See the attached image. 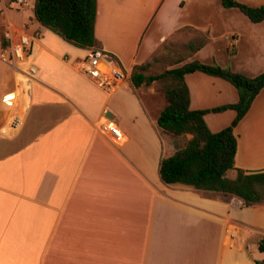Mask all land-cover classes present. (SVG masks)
Segmentation results:
<instances>
[{
    "label": "crops",
    "instance_id": "obj_1",
    "mask_svg": "<svg viewBox=\"0 0 264 264\" xmlns=\"http://www.w3.org/2000/svg\"><path fill=\"white\" fill-rule=\"evenodd\" d=\"M239 1L264 6V0ZM8 23L39 33L31 57L39 72L24 124L13 128L19 76L0 61V264L264 260L258 248L264 202L246 206L238 197L161 179L162 157L192 135L176 137L159 127L168 100L158 81L137 87L131 80L134 66L165 42L197 40L203 46L193 60L256 76L264 71V20L253 22L222 0H97L99 45L128 75L111 92L79 68L86 49L40 24L34 6L0 0V50ZM185 80L192 109L239 99L223 77L195 71ZM235 117L227 109L205 120L217 132ZM108 119L123 131L122 143L101 130ZM234 133L235 166L264 171V87Z\"/></svg>",
    "mask_w": 264,
    "mask_h": 264
},
{
    "label": "trees",
    "instance_id": "obj_2",
    "mask_svg": "<svg viewBox=\"0 0 264 264\" xmlns=\"http://www.w3.org/2000/svg\"><path fill=\"white\" fill-rule=\"evenodd\" d=\"M225 7H238L253 22L264 20V6H250L239 0H222ZM34 13L40 24L75 46L101 48L95 34L97 0H34ZM166 53L137 64L131 73L135 86L153 81L160 83L168 103L158 118L159 127L172 136L191 134L185 145L160 161V176L167 184H184L209 193H222L240 198L246 206L264 202V171L246 172L235 166L238 140L235 126L246 115L255 97L264 87V71L256 76L235 72L220 64L199 60L186 61L202 46L203 41L179 42ZM102 49V48H101ZM164 60L170 67L158 74H147L152 62ZM180 64V65H178ZM177 65V66H176ZM203 71L223 77L236 86L239 99L211 109H192L190 89L185 80L188 73ZM234 109L232 123L214 132L205 120L209 112ZM236 170L235 178L228 176ZM264 251V237L258 242ZM264 264V260H257Z\"/></svg>",
    "mask_w": 264,
    "mask_h": 264
},
{
    "label": "built area",
    "instance_id": "obj_3",
    "mask_svg": "<svg viewBox=\"0 0 264 264\" xmlns=\"http://www.w3.org/2000/svg\"><path fill=\"white\" fill-rule=\"evenodd\" d=\"M19 7H32L34 0H13ZM39 33L30 35L25 29L6 24L3 31L4 46L0 50V61L12 67L17 78V98L13 104L10 126L19 128L24 124V114L33 95V84L38 76V66L32 57L33 40ZM79 68L98 87L111 92L128 78L127 72L111 55L101 48H88L79 62ZM101 130L115 142L125 140L123 131L114 120H105Z\"/></svg>",
    "mask_w": 264,
    "mask_h": 264
},
{
    "label": "rangeland",
    "instance_id": "obj_4",
    "mask_svg": "<svg viewBox=\"0 0 264 264\" xmlns=\"http://www.w3.org/2000/svg\"><path fill=\"white\" fill-rule=\"evenodd\" d=\"M173 42H165L163 44V46H161L157 52L155 53V56L156 55H161V54H164L166 53L169 49L173 48L174 46L176 45H172ZM194 59L193 55L188 57L186 61H192ZM180 65V64H178ZM177 66V65H176ZM170 67H173V66H170L169 63L167 61H164V60H159V61H154L152 62L151 64V67L148 69L147 71V74H158V73H161L163 72L164 70L170 68ZM228 176L231 177V178H234L236 177V171L235 170H230L228 172ZM235 197V196H233ZM231 198V197H229ZM234 199V198H233ZM240 199V198H239Z\"/></svg>",
    "mask_w": 264,
    "mask_h": 264
}]
</instances>
